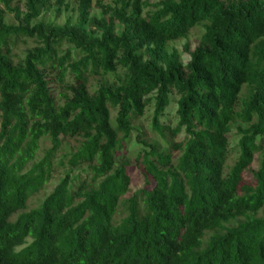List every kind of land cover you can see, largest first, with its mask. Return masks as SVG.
Returning a JSON list of instances; mask_svg holds the SVG:
<instances>
[{
    "label": "trees",
    "instance_id": "1",
    "mask_svg": "<svg viewBox=\"0 0 264 264\" xmlns=\"http://www.w3.org/2000/svg\"><path fill=\"white\" fill-rule=\"evenodd\" d=\"M0 3V264H264V0Z\"/></svg>",
    "mask_w": 264,
    "mask_h": 264
},
{
    "label": "rangeland",
    "instance_id": "2",
    "mask_svg": "<svg viewBox=\"0 0 264 264\" xmlns=\"http://www.w3.org/2000/svg\"><path fill=\"white\" fill-rule=\"evenodd\" d=\"M150 1H151V4H153V3L158 2L159 0H150ZM14 2L16 3V0H14ZM69 2L71 3V6H74L75 0H69ZM0 6H2L1 3H0ZM69 15H71L70 12H66L65 14H63L61 16H55V17H51V18H54V20L57 23L62 24L67 20ZM203 32H204L203 26L197 27L190 34V37L188 39L177 42L175 44V46L180 51H183L184 44L186 42H189L192 45V48H194L195 46H197L199 39H200L201 35L203 34ZM18 47L19 48L17 50L20 52L26 47V45L23 43V44L19 45ZM184 59L185 60L188 59L187 54H184ZM168 112H169V117L163 119L162 122L165 125L167 124V125L175 126L177 124V118L175 115V113H176L175 104H173L171 106V108H169ZM152 115H153V110L149 109L148 113L140 121L137 122V125L141 126L143 129V134L141 135V139L147 140L149 142L159 139V141L161 142L162 141L161 138L151 130ZM139 134H140V132H138L137 130L133 131L131 138H130V141L128 142V144L126 146V149L123 150V152H122V155L126 156V158L131 162H134V160L136 159L137 153L140 150H142V148H143V145L139 141ZM232 144L233 145L236 144V139L232 140ZM42 147L43 148H49L50 142L49 141L44 142ZM70 147H71V145H70ZM42 155H43V153L41 151L38 155V159H40L42 157ZM246 179L247 180L250 179V174H248V173L246 174ZM134 180H136V179L134 178ZM136 183H137V181H136ZM140 185H142L141 180H139L137 186H140ZM54 187H55V184L54 185L52 184V185L48 186L44 191H42L40 193V195H37L36 197L31 198L29 201L30 207H35L36 205H38L48 194H50L53 191Z\"/></svg>",
    "mask_w": 264,
    "mask_h": 264
}]
</instances>
